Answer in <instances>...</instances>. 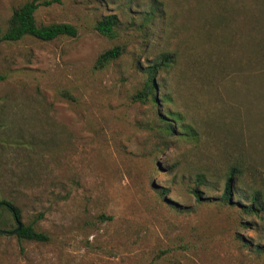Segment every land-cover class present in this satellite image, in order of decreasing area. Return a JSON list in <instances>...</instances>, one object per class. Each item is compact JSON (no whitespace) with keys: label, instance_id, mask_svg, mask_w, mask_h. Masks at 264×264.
<instances>
[{"label":"rangeland","instance_id":"rangeland-1","mask_svg":"<svg viewBox=\"0 0 264 264\" xmlns=\"http://www.w3.org/2000/svg\"><path fill=\"white\" fill-rule=\"evenodd\" d=\"M27 1L0 0L2 33ZM110 14L115 37L96 28ZM36 19L78 35L0 40V202L50 240L0 209V264H264L247 209L264 200V0H60ZM165 56L157 101L137 100Z\"/></svg>","mask_w":264,"mask_h":264},{"label":"trees","instance_id":"trees-1","mask_svg":"<svg viewBox=\"0 0 264 264\" xmlns=\"http://www.w3.org/2000/svg\"><path fill=\"white\" fill-rule=\"evenodd\" d=\"M54 2H60V0H28L23 5L15 8L13 14L10 18L9 26L7 30L2 33V28L0 26L1 40L18 41L27 35L34 36L38 39L44 41H51L61 36H71L76 37L78 35V28L71 23H51L47 25H39L36 19V11L42 5H51ZM119 23V17L116 14H110L105 16L103 19L98 21L96 28L97 30L106 36L115 37L116 27ZM123 54L122 46L118 45L111 49L106 50L101 54L97 61V68L105 67L111 61L119 58ZM173 63V59L170 56H165L160 63H157L154 67L150 69V80L148 81L146 87L141 92L135 95L137 100H147L151 96L156 102L155 91L157 89L155 83V75L159 68H164L170 66ZM4 75H0V80L4 79ZM166 129L172 133L174 132V127L171 123L167 122ZM241 174L238 167H233L230 169L228 180L226 183V189L221 197L222 200L226 202L232 201V195L234 193V188L237 183V178ZM201 178V176H199ZM193 192L198 197V200L203 199V192L196 187ZM261 196L259 193L255 195L254 202L247 207L248 212H262L264 211V200H260ZM0 209L9 211L11 213L18 215L20 219V209L16 207L13 203L4 200L0 202ZM15 234L20 239L36 240L47 242L50 237L47 233L36 229L33 224H23L20 230H13ZM12 231V232H13Z\"/></svg>","mask_w":264,"mask_h":264},{"label":"water","instance_id":"water-1","mask_svg":"<svg viewBox=\"0 0 264 264\" xmlns=\"http://www.w3.org/2000/svg\"><path fill=\"white\" fill-rule=\"evenodd\" d=\"M0 40H1V35H0ZM15 218H16V221H17V223H18V227L16 228V230H20L21 227L23 226V223L21 222V220L19 219V217H18L17 214H15ZM0 231H1V232H7L6 230L1 229V228H0Z\"/></svg>","mask_w":264,"mask_h":264}]
</instances>
